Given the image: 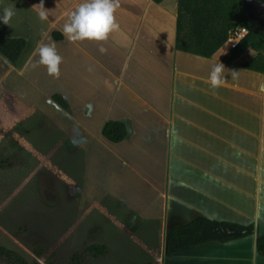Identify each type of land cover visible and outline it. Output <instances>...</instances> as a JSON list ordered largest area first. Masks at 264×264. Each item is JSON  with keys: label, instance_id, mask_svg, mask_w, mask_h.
Here are the masks:
<instances>
[{"label": "crops", "instance_id": "1", "mask_svg": "<svg viewBox=\"0 0 264 264\" xmlns=\"http://www.w3.org/2000/svg\"><path fill=\"white\" fill-rule=\"evenodd\" d=\"M42 2L45 21L41 0H0V15L15 11L9 25L0 22V40L26 41L16 65L0 55V108L16 96L46 116L67 145L64 180L77 181L71 161L80 156L84 186L158 224L164 236L198 216L255 228L252 236L206 243L161 264H264L256 246L264 235V74L239 65L252 54L227 64L225 47L211 58L176 50L178 0H119L120 29L102 54L100 43L69 42L62 33L67 13L83 0ZM41 42L63 57L58 79L32 67ZM218 63L226 84L213 90L208 78ZM108 121L125 123L128 139L104 138Z\"/></svg>", "mask_w": 264, "mask_h": 264}, {"label": "trees", "instance_id": "2", "mask_svg": "<svg viewBox=\"0 0 264 264\" xmlns=\"http://www.w3.org/2000/svg\"><path fill=\"white\" fill-rule=\"evenodd\" d=\"M238 27L247 28L249 33L236 49L226 54L223 61L233 64L245 54L251 53V58L239 65L264 74V28L255 26L245 0H178L175 48L211 58L224 47L229 32ZM25 48L26 41L23 39L0 40V55L11 65L18 63ZM53 99L67 109L62 97L54 96ZM102 136L110 142L119 143L128 139L129 130L123 122L108 121L102 128ZM64 141L63 132L46 116L16 96L6 97L0 108V181L4 189L9 188V193H12L28 176L31 170L29 166L33 162L40 165L49 155L52 157L51 164L60 165L64 173L69 168L65 163L67 145ZM4 158L7 160L3 161ZM71 162V174L78 179L79 175H83L80 156L77 159L74 157ZM27 165L28 168H25ZM254 233L253 225L245 226L198 216L189 223L168 230L163 257L206 243L240 240ZM256 246L259 255L264 258V235L257 238ZM105 251V246L91 245L83 253H76L71 264H81L86 256L103 255ZM44 256L45 250L38 244L34 246L33 258L30 260L16 250L0 245V260L8 264H43ZM163 257L150 264H161Z\"/></svg>", "mask_w": 264, "mask_h": 264}, {"label": "rangeland", "instance_id": "3", "mask_svg": "<svg viewBox=\"0 0 264 264\" xmlns=\"http://www.w3.org/2000/svg\"><path fill=\"white\" fill-rule=\"evenodd\" d=\"M51 160L49 155L40 165L33 162L12 193L0 181V245L30 260L38 244L45 250L43 264H71L94 244L105 246V253L86 256L81 264H150L163 257L165 236L158 224L133 217L80 178L72 186Z\"/></svg>", "mask_w": 264, "mask_h": 264}, {"label": "clouds", "instance_id": "4", "mask_svg": "<svg viewBox=\"0 0 264 264\" xmlns=\"http://www.w3.org/2000/svg\"><path fill=\"white\" fill-rule=\"evenodd\" d=\"M39 6L38 16L42 21L48 19V10L43 2ZM119 7V0H83L74 10L67 13V21L63 25L62 33L69 42L94 41L101 44L99 51L103 54L107 49L103 43L107 42L110 34L119 31L120 25L116 20L115 12ZM15 15L13 8L8 7L0 15V22L9 25ZM35 53L39 56L32 67L44 66L51 77H60V65L63 57L58 54L55 44L38 43ZM225 68L221 63L214 64L209 73L208 82L215 90L226 84ZM236 71L231 72L232 79L237 77ZM264 92V84L260 86Z\"/></svg>", "mask_w": 264, "mask_h": 264}, {"label": "built area", "instance_id": "5", "mask_svg": "<svg viewBox=\"0 0 264 264\" xmlns=\"http://www.w3.org/2000/svg\"><path fill=\"white\" fill-rule=\"evenodd\" d=\"M249 30L245 27H238L229 32V36L224 47L229 51L236 49L246 38Z\"/></svg>", "mask_w": 264, "mask_h": 264}, {"label": "water", "instance_id": "6", "mask_svg": "<svg viewBox=\"0 0 264 264\" xmlns=\"http://www.w3.org/2000/svg\"><path fill=\"white\" fill-rule=\"evenodd\" d=\"M245 5L251 15L258 16L264 14V0H245Z\"/></svg>", "mask_w": 264, "mask_h": 264}, {"label": "flooded vegetation", "instance_id": "7", "mask_svg": "<svg viewBox=\"0 0 264 264\" xmlns=\"http://www.w3.org/2000/svg\"><path fill=\"white\" fill-rule=\"evenodd\" d=\"M251 15V14H250ZM252 20H256L258 24L264 28V14H260L258 16L251 15Z\"/></svg>", "mask_w": 264, "mask_h": 264}]
</instances>
